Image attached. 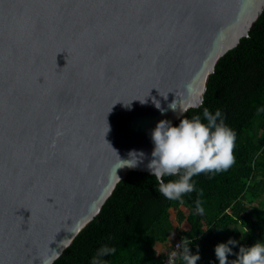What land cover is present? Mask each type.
I'll list each match as a JSON object with an SVG mask.
<instances>
[{
  "label": "water",
  "instance_id": "95a60500",
  "mask_svg": "<svg viewBox=\"0 0 264 264\" xmlns=\"http://www.w3.org/2000/svg\"><path fill=\"white\" fill-rule=\"evenodd\" d=\"M263 10L264 0H0V264L59 258L129 172L150 174L151 130L204 100ZM133 149L146 154L134 168L121 161Z\"/></svg>",
  "mask_w": 264,
  "mask_h": 264
},
{
  "label": "trees",
  "instance_id": "16d2710c",
  "mask_svg": "<svg viewBox=\"0 0 264 264\" xmlns=\"http://www.w3.org/2000/svg\"><path fill=\"white\" fill-rule=\"evenodd\" d=\"M204 108L213 114L219 109L235 133L231 167L194 175V190L183 194L182 202L162 196L153 175L129 172L54 264H91L104 245L116 249L103 258L105 264H162L172 245L164 253L161 245L183 240L191 253L199 251L197 264H219L215 246L229 238L237 244L228 259L238 264L240 246L264 241V10L249 36L220 58L203 104L181 119H203ZM180 256L179 251L176 264H183Z\"/></svg>",
  "mask_w": 264,
  "mask_h": 264
},
{
  "label": "clouds",
  "instance_id": "9594fccd",
  "mask_svg": "<svg viewBox=\"0 0 264 264\" xmlns=\"http://www.w3.org/2000/svg\"><path fill=\"white\" fill-rule=\"evenodd\" d=\"M202 104L201 99L198 104H189L188 107H199ZM126 106L130 107L127 103ZM155 106L162 114L166 111L158 101ZM188 107L181 108V113L187 112ZM169 108L175 110L176 106L172 103ZM202 116L203 119L199 115L190 119L183 118L178 125L162 119L151 130L154 147L146 168L155 177L157 191L168 200H181L183 194L192 192L194 184L191 178L194 175L226 171L234 163L235 133L224 124L221 111L217 109L213 114L208 108H204ZM128 156V159L120 160L124 162L123 165L134 168L144 161L146 154L142 150L133 149ZM166 176L179 178L165 182L163 178ZM196 206L198 211H203L199 200ZM236 244L237 241L232 238L216 244L214 251L219 264H232L228 257L234 254L233 246ZM188 245L183 240L176 246L181 252L180 259L183 264H197L200 259L199 251L191 253ZM115 251V247H100L91 264H105L103 258ZM235 255L238 264H264V241L259 240L251 246H240ZM55 258L58 257L54 252L44 258L42 264H53Z\"/></svg>",
  "mask_w": 264,
  "mask_h": 264
},
{
  "label": "built area",
  "instance_id": "2783aa9c",
  "mask_svg": "<svg viewBox=\"0 0 264 264\" xmlns=\"http://www.w3.org/2000/svg\"><path fill=\"white\" fill-rule=\"evenodd\" d=\"M180 244L179 242L172 243V248L168 251V255L164 259L162 264H176V257L178 256L179 249L176 248V246ZM174 254V255H173ZM171 257V259H170Z\"/></svg>",
  "mask_w": 264,
  "mask_h": 264
},
{
  "label": "crops",
  "instance_id": "0c3cea01",
  "mask_svg": "<svg viewBox=\"0 0 264 264\" xmlns=\"http://www.w3.org/2000/svg\"><path fill=\"white\" fill-rule=\"evenodd\" d=\"M165 244H167V242L166 243H163L161 245V252H163V253L166 251V248H167V246Z\"/></svg>",
  "mask_w": 264,
  "mask_h": 264
},
{
  "label": "rangeland",
  "instance_id": "374dc122",
  "mask_svg": "<svg viewBox=\"0 0 264 264\" xmlns=\"http://www.w3.org/2000/svg\"><path fill=\"white\" fill-rule=\"evenodd\" d=\"M173 242L172 241H168L167 244H165L166 246L171 245Z\"/></svg>",
  "mask_w": 264,
  "mask_h": 264
}]
</instances>
